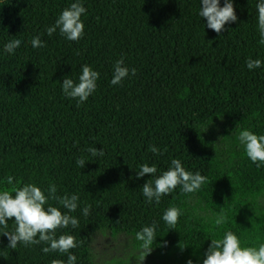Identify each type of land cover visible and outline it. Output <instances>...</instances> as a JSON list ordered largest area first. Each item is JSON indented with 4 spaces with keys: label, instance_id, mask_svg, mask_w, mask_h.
Wrapping results in <instances>:
<instances>
[{
    "label": "trees",
    "instance_id": "trees-1",
    "mask_svg": "<svg viewBox=\"0 0 264 264\" xmlns=\"http://www.w3.org/2000/svg\"><path fill=\"white\" fill-rule=\"evenodd\" d=\"M74 2L0 0V192L55 184L58 196L79 197L68 213L79 226L56 233L75 236L76 248L45 254L49 245L42 242L13 249L0 235V264H67L69 254L75 264H95V234L131 236L142 250L136 233L153 224L151 247L161 261L147 264H203L211 240L228 231L242 248L258 250L264 245V162L253 163L238 136L242 130L264 135L260 0H233L238 20L220 34L199 15L201 0H81L83 37L69 41L59 29L49 37L46 29ZM37 36L45 47L31 46ZM14 39L20 47L5 53ZM121 58L129 76L113 85ZM249 59L261 60V67L249 70ZM83 65L100 76L96 91L78 106L62 82L78 83ZM153 145L163 154L149 151ZM91 147L105 154L92 157ZM81 157L84 168L76 163ZM173 159L207 177L205 184L193 193L178 186L149 203L143 185ZM143 164H155L157 172L137 178ZM49 204L68 212L57 201ZM170 207L181 211L175 229L163 220ZM221 211L226 219L216 225ZM14 229L9 220L7 230Z\"/></svg>",
    "mask_w": 264,
    "mask_h": 264
},
{
    "label": "clouds",
    "instance_id": "clouds-1",
    "mask_svg": "<svg viewBox=\"0 0 264 264\" xmlns=\"http://www.w3.org/2000/svg\"><path fill=\"white\" fill-rule=\"evenodd\" d=\"M258 10V26L260 33V44H264V0H260L257 4ZM86 12V8L81 0H76L70 7L65 8L55 24L46 29L47 35L52 36L57 29L61 35L69 41H79L84 35V23L81 16ZM199 15L207 21V28L213 30L217 34L226 31V24L235 23L238 20L233 5V0H224L223 7L220 6V0H201V11ZM21 45L20 39H14L4 45L5 53H14L15 49ZM31 46L33 48H41L46 45L39 36L32 38ZM249 70L260 68L262 61L259 59L246 61ZM82 74L79 76V82L75 83L70 78H64L62 82V90L65 96L77 99L78 106L88 100L97 88V80L100 73L94 71L89 65H83ZM136 74V69H131V75ZM129 76V69L124 65L121 58L114 65L113 85L121 84L122 81ZM239 142L245 146L247 157L256 163L264 162V135H256L250 130H242L238 136ZM149 151L153 154L162 155L161 150L155 145L150 146ZM166 151V149H165ZM88 152L92 157L103 156V148L97 149L91 147ZM77 165L84 168L86 160L81 157L76 161ZM171 167L158 176L154 182L147 181L143 187V195L151 203L155 200L159 203L161 197L170 194L178 186H182L183 192L193 193L198 191L205 184L207 177L201 173L186 171L181 161L173 159ZM259 167V164H257ZM157 167L155 164L149 166L143 164L140 171L137 172V178H142L146 174H155ZM14 178L8 176L7 184L12 185ZM12 192L15 194L13 195ZM47 193V194H46ZM50 200L57 201L59 205L67 209L68 212H62L59 207L49 204ZM78 195H57V187L50 184L46 190H42L35 184H24L22 187H13L11 191L0 192V235L8 240V247L15 249L18 244L30 246L34 244L45 243L48 247H44L42 251L47 254L49 252L58 251L60 253H69L71 249L78 246L75 236L70 234H62L57 238V230L65 229L71 226L76 228L79 221L76 217L68 213L75 212L78 207ZM47 205V207H46ZM90 205L85 206L82 210L84 216L90 215ZM181 215V211L176 207H170L163 215V220L171 229H175V225ZM226 219L223 211L218 214L215 223L220 225ZM14 220L15 229L8 231V221ZM156 225L143 227L141 231L136 233V239L141 241L142 255L138 264H143L146 256L149 255L153 247L151 245L156 239ZM38 237V238H37ZM206 258L203 264H264V245L259 249L251 247H241V242L236 234L228 231L224 238L213 239L205 253ZM77 257L74 254L68 255L67 264H75ZM52 264H65L63 260H53ZM187 264H193L192 259H188Z\"/></svg>",
    "mask_w": 264,
    "mask_h": 264
},
{
    "label": "rangeland",
    "instance_id": "rangeland-1",
    "mask_svg": "<svg viewBox=\"0 0 264 264\" xmlns=\"http://www.w3.org/2000/svg\"><path fill=\"white\" fill-rule=\"evenodd\" d=\"M95 264H138L142 251L128 235L112 236L110 233H97L91 241ZM161 261L153 251L146 256L143 264Z\"/></svg>",
    "mask_w": 264,
    "mask_h": 264
}]
</instances>
